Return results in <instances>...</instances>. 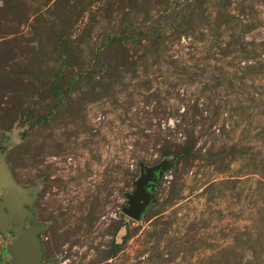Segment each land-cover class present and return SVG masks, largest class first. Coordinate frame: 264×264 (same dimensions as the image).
I'll return each instance as SVG.
<instances>
[{
	"label": "rangeland",
	"instance_id": "374dc122",
	"mask_svg": "<svg viewBox=\"0 0 264 264\" xmlns=\"http://www.w3.org/2000/svg\"><path fill=\"white\" fill-rule=\"evenodd\" d=\"M0 165L44 264H264V0H0Z\"/></svg>",
	"mask_w": 264,
	"mask_h": 264
},
{
	"label": "water",
	"instance_id": "95a60500",
	"mask_svg": "<svg viewBox=\"0 0 264 264\" xmlns=\"http://www.w3.org/2000/svg\"><path fill=\"white\" fill-rule=\"evenodd\" d=\"M162 171L160 168L144 170L135 183V190L126 195V207L122 210L127 217L139 221L152 203ZM35 192L15 183L9 171L0 165V232L6 235L11 226L15 235L6 246L10 264H44L41 262V244L38 234L43 226L31 224L34 219L32 203ZM30 222L26 226V221Z\"/></svg>",
	"mask_w": 264,
	"mask_h": 264
},
{
	"label": "flooded vegetation",
	"instance_id": "af4514ba",
	"mask_svg": "<svg viewBox=\"0 0 264 264\" xmlns=\"http://www.w3.org/2000/svg\"><path fill=\"white\" fill-rule=\"evenodd\" d=\"M27 222H28V220L26 221V226H27ZM11 227H14V226H11ZM15 228V227H14ZM6 250V249H5ZM4 254H6V252L4 251ZM6 256H8L7 254H6ZM9 257V256H8Z\"/></svg>",
	"mask_w": 264,
	"mask_h": 264
}]
</instances>
